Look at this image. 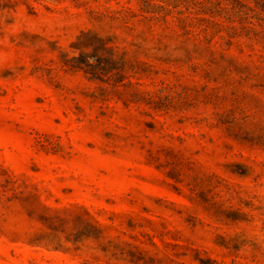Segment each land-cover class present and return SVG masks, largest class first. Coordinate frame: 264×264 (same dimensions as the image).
Instances as JSON below:
<instances>
[{
  "label": "rangeland",
  "instance_id": "1",
  "mask_svg": "<svg viewBox=\"0 0 264 264\" xmlns=\"http://www.w3.org/2000/svg\"><path fill=\"white\" fill-rule=\"evenodd\" d=\"M0 264H264V0H0Z\"/></svg>",
  "mask_w": 264,
  "mask_h": 264
}]
</instances>
